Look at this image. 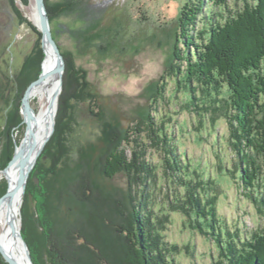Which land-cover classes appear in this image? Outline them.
<instances>
[{
  "label": "rangeland",
  "instance_id": "374dc122",
  "mask_svg": "<svg viewBox=\"0 0 264 264\" xmlns=\"http://www.w3.org/2000/svg\"><path fill=\"white\" fill-rule=\"evenodd\" d=\"M187 1L47 0L48 4L55 6L56 17L50 27L59 50L72 61L76 70L84 74L93 98L68 100L69 95H63L62 77L53 132L27 178L20 214L17 215L21 235L23 210L27 206L29 213L37 214L33 197L46 186L40 177L49 174L51 169L55 173L46 178L50 179L49 184L52 183L55 209L52 208L51 212H56L51 214L56 224L52 236L64 235L60 238L62 243H59L62 247L64 245L65 252L69 248L77 255L74 251L76 241L72 238L84 229L88 242L100 250L104 264H121V250L125 244L121 229H126L131 219L129 197L132 196L138 201L142 218H152L159 243L168 251L169 264H213L218 258L216 245L207 237L193 232L188 218L172 206L176 197L183 195V190L178 189L165 172V153L160 149L156 137L169 144L176 158L185 156L195 178L197 173L204 182L207 177L213 181L214 191L211 195L214 193L217 197L216 212L223 225L245 237L264 233V214L259 213L255 204L244 196L241 187L239 169H236L239 158L229 142L227 121L219 118L211 123L214 108L210 107L218 105L221 108L223 103H214L205 92H200L199 87H194L192 83L185 84V77L175 72L176 66H180L181 70L185 68L182 61H174L173 54L176 43L182 55L183 51L186 52L185 44L180 39L182 30L178 18ZM251 1L226 0L228 14L224 7L216 5V1L204 0L196 28L189 33L197 36L201 31L204 35L201 38L204 39L198 37L196 42L204 43L209 35V27L215 26L212 20L218 24L224 23ZM66 2L69 11H63L60 5ZM33 12L35 14L34 0H0V88H6V77H11L21 68L24 55L38 41L42 48L41 38L38 39L36 34L41 33L32 19ZM190 52L193 53V48H190ZM188 87L192 89L193 96L187 92ZM6 90L5 99H0V121L8 112L3 111L5 101L11 102L14 98ZM20 102L18 125L4 130V148L6 153L12 155L20 147L26 132L22 99ZM66 103L71 107L70 111L64 110L71 119L68 123L70 133L65 135L68 149L59 148L56 144L54 147L53 144L49 147L48 155L39 161L55 134L60 108ZM30 106L35 114L41 109L38 99H30ZM221 112H217L219 116ZM107 124L113 126L112 135L117 136L120 151L135 162L129 174L121 169L114 177L107 178L103 173L104 162L99 160V156L104 148L102 128ZM4 148H0V198L6 195L9 188L8 179L3 173L8 164L3 166L1 163L6 156ZM143 163L150 165L155 177L145 176ZM52 165L57 168H50ZM229 171H233V174ZM12 172L9 168L15 182L16 176ZM204 188L206 193V186ZM27 189L35 194H27ZM30 224L34 229L35 223ZM45 241L47 254L42 249L43 260L45 264H53L54 255L62 254L58 251L55 253L51 247L48 251L50 240L47 237ZM81 257L84 264L87 260ZM77 259H70L67 264H74L78 262ZM94 259L91 257L87 264H98L99 260Z\"/></svg>",
  "mask_w": 264,
  "mask_h": 264
},
{
  "label": "trees",
  "instance_id": "16d2710c",
  "mask_svg": "<svg viewBox=\"0 0 264 264\" xmlns=\"http://www.w3.org/2000/svg\"><path fill=\"white\" fill-rule=\"evenodd\" d=\"M203 1L188 0L178 18L180 30H182L180 39L182 44H185L186 52L183 51L184 54L182 55L180 47L177 43L175 44L174 61H182L185 64L184 70H181L180 66H176L175 72L185 77V84L190 85L192 83L194 87H199L200 92H205L214 103L216 101L223 103L222 109L218 105L210 107L214 108L211 114V123L213 124L219 118L227 121L230 133L229 142L235 150L237 158H239L236 169H239V179L244 196L255 204L259 213L264 214V0H252L250 3H246L242 11L235 12L233 17L229 15L230 17L224 23L218 24L212 20L211 22L215 23V26L209 27V35L206 41L198 43L196 39L198 37L200 40L204 39L201 38L204 36L203 33L198 31L197 36H194L189 32H193L196 28V20L201 12ZM214 1H216L217 6L224 7L229 14L226 0ZM66 4L67 2L65 4L60 3L63 11L70 10ZM45 6L51 24L56 17L54 15L55 6L48 4L47 0H45ZM208 21L210 23V20ZM185 28L188 31H185ZM36 34L40 39L41 35ZM176 41L178 42V40ZM190 48H193V53L190 52ZM61 53L66 67L63 76V95H69L68 100H91L93 98L92 92L84 74L76 70L72 61L63 52ZM43 59L44 53L38 41V44L33 46L28 54L24 55L21 68L11 77H6V88H0V99H5L4 92L6 89L7 93L11 94L10 97H14L11 102L5 101L3 108L4 112L7 110L8 112L5 113L6 117H2L0 121L2 122L1 125L4 126L1 128L0 125V144H2L0 148L5 147V128L10 129L12 125L17 126L20 121V101L27 87L41 74ZM75 74L78 76L75 77ZM187 92L192 96L194 95L189 87ZM66 109L69 111L71 109L68 103L61 106L55 134L39 161L48 155L49 147L53 144L54 147L56 144L59 148L68 149L65 135L70 133L68 123L71 122V119L69 120V116L65 115L64 110ZM219 111H222L220 116L217 113ZM102 129L104 148L100 151L99 160L104 162L102 163L104 175L107 178H112L121 169L129 174L133 170L135 162L133 159H127L118 148L120 145L117 136L112 135L113 126L107 124ZM61 136L62 141L60 140ZM3 137H5L4 140ZM156 138L158 145L161 146L160 149L164 150L165 153V172L168 173V177L178 189L183 190V195L178 193L179 195L177 194L178 196L172 206L188 218L193 232L207 237L216 245L218 258L213 264H264V233H254L251 237H245L240 236L237 231L231 232L223 225L216 212L217 197L214 193L211 195V192L214 191L213 181L207 177L204 182L203 179H199L200 175L197 173L196 179L195 173H191L193 170L188 166L185 156L183 155L181 159L176 158L173 156L175 153L170 149L169 144H166L164 139L161 140L160 137ZM5 150L6 148H4L5 160L1 159L3 166L7 165L13 156L6 153ZM60 159L62 160V158ZM183 161L184 163H182ZM78 162L81 164V161ZM143 164L142 170L145 176L155 177L150 165ZM167 164L169 168H167ZM52 167L57 168L54 165L50 166V168ZM37 169L38 166L35 167V171ZM229 172L231 175L233 174V171ZM54 173L50 169L49 174ZM49 174L45 173V176L40 177L41 180L45 181L46 188L42 187L36 194L27 189V194L36 195L33 197L38 209L35 212L37 213L36 218L31 211L29 213L27 206L22 213V235L29 247L33 264H45L42 249L47 254L45 245L47 237L50 240L48 251L51 247L52 251H56L55 253L58 251L63 256L54 255L53 264L55 262L67 264L71 261L70 259H75V257L78 258L79 264H83L81 256L87 260L84 264L89 263L91 257L95 258V261L99 260L98 264H104L100 257V250L88 242L84 229H82L81 234L76 233L72 238L76 241L77 247L74 250L77 253L76 256L69 248L65 247L67 250L65 252L64 245L62 247L60 238L64 235L58 234L56 236L53 234L52 236L56 224L55 220L51 219V214H56V212L55 210L51 212L52 208L55 209V207L52 202V183L49 184L48 180L50 179L47 180L46 178ZM204 186H206V193ZM63 193L64 191L62 195ZM88 193L89 196H92L90 192ZM1 195L2 193H0ZM59 196L61 198L60 194ZM60 201L58 200V202ZM129 206L131 219L128 220L126 229H121L125 243L124 249L121 250L123 253L121 264H169L170 261H167L168 256L166 255L168 251L164 250L162 243H159V235L152 225V218L150 216L148 219L142 218L143 214L138 208V201L132 196L129 197ZM31 222L35 223L34 229L31 227ZM67 227L69 228V226ZM60 259H62L61 263L59 262ZM78 262L74 264H78ZM0 264H6L1 255Z\"/></svg>",
  "mask_w": 264,
  "mask_h": 264
},
{
  "label": "water",
  "instance_id": "95a60500",
  "mask_svg": "<svg viewBox=\"0 0 264 264\" xmlns=\"http://www.w3.org/2000/svg\"><path fill=\"white\" fill-rule=\"evenodd\" d=\"M35 16L37 17L34 23L41 33L42 49L44 53V59L41 63V74L32 82L27 89L22 98V116L24 118L23 123L26 126V142L23 149L16 152L12 156L3 173L6 175L7 170L18 163V175L16 178L15 185L11 188L9 185L8 191L5 196L0 198V207L2 203L10 207V200H12L17 194L20 195L19 207L17 209V215L20 214V206L22 198L24 195L27 178L34 168L36 161L41 154L42 149L45 144L49 141V138L53 132L54 128V116L57 108L58 97L62 91V77L64 73V60L59 50V47L52 35L50 22L47 16L45 0H34ZM52 77L58 78L57 88L54 90L51 99L48 102L46 112L51 115V129L46 134L41 143L37 146L36 133L33 125L34 122V111L30 106L31 92L36 88L41 82L46 79H51ZM9 183V182H8ZM15 217L8 218L7 220V232L0 233V255L6 264H22L20 260H17L12 254L11 250H16L17 247H21L22 253L24 254V261L27 264H33L30 256L29 248L24 241L20 230V219ZM15 219V221H14ZM17 241V242H16Z\"/></svg>",
  "mask_w": 264,
  "mask_h": 264
},
{
  "label": "bare ground",
  "instance_id": "6f19581e",
  "mask_svg": "<svg viewBox=\"0 0 264 264\" xmlns=\"http://www.w3.org/2000/svg\"><path fill=\"white\" fill-rule=\"evenodd\" d=\"M33 21L36 22V16L33 12L32 16ZM58 78L52 77L51 79H46L43 82H41L36 88H34L31 92L30 99H38V101L41 103V109L37 114L34 112V122L31 124L35 128L36 133V142L37 146L41 143V141L44 139L46 134L51 129V115L46 112L45 106L48 104L49 100L52 97V94L54 90L57 88ZM26 142V135L21 143L23 146L17 148V152L24 148ZM10 169L13 171V176L18 175V163H15L10 167ZM6 177L8 179L9 185L12 188L15 185V182L13 181L12 175L9 173V169L6 172ZM20 195L17 194L12 200H10V207L5 203H2L0 207V229L2 228V232H7V220L8 218L15 217L17 215V209L19 207V199ZM15 200V201H14ZM10 217V219H11ZM15 221V219H14ZM17 242V241H16ZM11 254L17 259L20 260L22 264H27L24 260V254L22 253L21 247H17V249L14 251V254L11 250Z\"/></svg>",
  "mask_w": 264,
  "mask_h": 264
}]
</instances>
